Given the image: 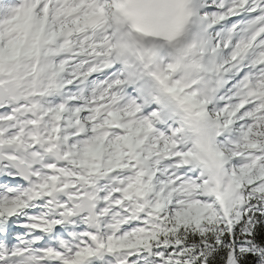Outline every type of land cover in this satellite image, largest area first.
Wrapping results in <instances>:
<instances>
[{
    "label": "snow or ice",
    "instance_id": "obj_1",
    "mask_svg": "<svg viewBox=\"0 0 264 264\" xmlns=\"http://www.w3.org/2000/svg\"><path fill=\"white\" fill-rule=\"evenodd\" d=\"M0 264H264V0H0Z\"/></svg>",
    "mask_w": 264,
    "mask_h": 264
}]
</instances>
